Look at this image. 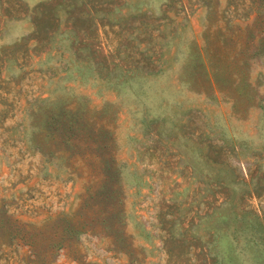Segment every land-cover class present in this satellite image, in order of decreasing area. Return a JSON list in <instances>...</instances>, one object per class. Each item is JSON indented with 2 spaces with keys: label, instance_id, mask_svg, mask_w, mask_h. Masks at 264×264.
<instances>
[{
  "label": "rangeland",
  "instance_id": "374dc122",
  "mask_svg": "<svg viewBox=\"0 0 264 264\" xmlns=\"http://www.w3.org/2000/svg\"><path fill=\"white\" fill-rule=\"evenodd\" d=\"M0 264H264V0H0Z\"/></svg>",
  "mask_w": 264,
  "mask_h": 264
},
{
  "label": "trees",
  "instance_id": "16d2710c",
  "mask_svg": "<svg viewBox=\"0 0 264 264\" xmlns=\"http://www.w3.org/2000/svg\"><path fill=\"white\" fill-rule=\"evenodd\" d=\"M68 108H70V109H68ZM74 108L75 107H71V105L70 104H66L64 107H63V112H61L60 114H62V113H66V114H69V112H72V113H74V114H76L77 112H78V110H75L74 111ZM60 116V115H59ZM50 134V132H44V134H43V136H48ZM41 149V148H40ZM41 151L42 152H48V153H52V150H43V148L41 149ZM57 151H59L61 154H64V156H67V159H69V160H71V159H74V160H71L72 162L71 163H69L68 164V168L70 169V171L71 172H75L76 170H78V169H81L82 170V172L84 173V178H86V180H97V179H100V178H102L103 176L105 177V175H103L102 173H100V174H97V175H92L90 172H89V170H87V166H86V164H85V160L83 159L84 158V156H82L81 154H79V153H72V154H68V152H67V150H66V148L65 149H58ZM77 173V172H76ZM115 186H113L112 184H111V186H109V188L108 189H106V191H105V193L107 194V192H108V194L110 195L109 196V201H110V209L113 211L114 210V208H112V206L114 205V204H116V202H117V200H118V198L116 197V198H113L114 197V195L112 194L113 192H114V190H115V188H114ZM67 227V230L70 232V231H75L74 230V228H73V226L72 225H68V226H66Z\"/></svg>",
  "mask_w": 264,
  "mask_h": 264
}]
</instances>
